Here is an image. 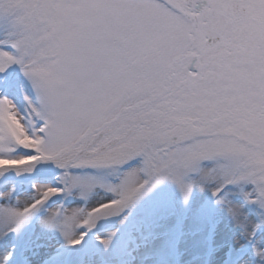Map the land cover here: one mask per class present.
Masks as SVG:
<instances>
[{"label": "snow or ice", "instance_id": "snow-or-ice-1", "mask_svg": "<svg viewBox=\"0 0 264 264\" xmlns=\"http://www.w3.org/2000/svg\"><path fill=\"white\" fill-rule=\"evenodd\" d=\"M0 264H264V0H0Z\"/></svg>", "mask_w": 264, "mask_h": 264}]
</instances>
